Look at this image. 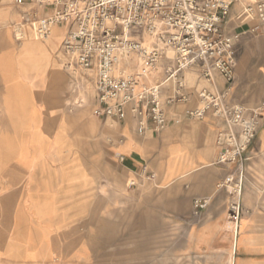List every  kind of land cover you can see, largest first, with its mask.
I'll return each mask as SVG.
<instances>
[{"label": "crops", "instance_id": "obj_1", "mask_svg": "<svg viewBox=\"0 0 264 264\" xmlns=\"http://www.w3.org/2000/svg\"><path fill=\"white\" fill-rule=\"evenodd\" d=\"M238 3L240 9L235 4L222 25L228 35H240L234 45L229 101L249 114L264 97V33L253 32L257 22L242 11L253 2ZM0 8L10 18L9 8ZM65 34V27L53 29L43 49L30 36L32 40L26 39L30 42L17 54L9 27L0 30V264H128V259L139 257V247L127 249L126 235L112 253V227L126 234L131 231L128 227L148 221L171 230L168 244L174 243L181 227L185 256L228 258L230 250L228 264H264V170L255 181L247 168L254 160L264 161V109L261 126L245 154L239 221L243 231L233 235L226 215L230 192L218 188L235 170L218 162L221 149L215 139L225 129L224 123L210 113L200 121L186 116L197 106V91L211 89L198 68L190 69L198 77L192 86L180 74L188 99L164 105L168 121L164 130L154 133L148 127L139 135L130 116L121 123L112 120L117 133H112L108 158L116 172L104 170L102 185H96L94 141L88 145L92 168L85 170L74 153L73 132L66 134L63 123L50 132L54 112L47 91L53 81L45 69ZM169 60L160 67L169 65ZM28 66L34 75L27 73ZM157 73L152 79L160 80L159 75L162 83L163 75ZM214 78L222 90V79L217 74ZM160 90L163 100L172 97L173 82L167 81ZM73 130H78L77 122ZM250 194L260 198L247 201ZM195 200L207 201L197 216ZM136 238L135 234L132 240Z\"/></svg>", "mask_w": 264, "mask_h": 264}, {"label": "built area", "instance_id": "obj_2", "mask_svg": "<svg viewBox=\"0 0 264 264\" xmlns=\"http://www.w3.org/2000/svg\"><path fill=\"white\" fill-rule=\"evenodd\" d=\"M240 1L0 0V7L9 8L13 17L9 29L17 43L28 36L45 42L53 29L65 27L60 49L75 69L90 78L95 91L92 115L120 123L130 116L139 135L148 127L154 133L167 127L164 105L188 99L180 74L198 68L211 89L197 91V106L186 116L200 121L210 113L224 123L225 129L215 139L221 149L218 162L235 165V170L218 188L229 190L226 215L237 225L242 214L245 154L261 126L264 109V97L249 114L229 101L234 45L240 35H228L222 25ZM242 11L257 22L253 32L264 33V0L248 3ZM168 52L173 54L171 63L160 67L169 60ZM158 69L162 83L151 76ZM216 74L224 83L222 90L215 83ZM167 81L174 84L173 96L163 100L160 88ZM206 206V200H195L193 214L197 216Z\"/></svg>", "mask_w": 264, "mask_h": 264}, {"label": "rangeland", "instance_id": "obj_3", "mask_svg": "<svg viewBox=\"0 0 264 264\" xmlns=\"http://www.w3.org/2000/svg\"><path fill=\"white\" fill-rule=\"evenodd\" d=\"M254 2L255 0H249ZM257 1V0H256ZM236 7L240 9L241 4H236ZM7 19H12L7 17L6 11L0 8V30L5 28L8 23L5 21ZM12 34L10 32V43L12 44L15 52L17 54L21 53L25 44V40H32L28 36L24 40V44L13 43ZM38 48L43 49L45 44L40 41L33 40ZM26 50V49H25ZM167 58L172 60L173 54L168 52ZM166 63V62H165ZM167 64V63H166ZM168 65V64H167ZM47 72L48 77L53 81L52 88L47 91V97L50 101V105L53 109V130H50L52 134L56 131L57 126L60 123L65 124V133L71 135L72 132L75 136V146L74 153L78 155L79 162L83 169L92 168L91 164V150L88 145L92 144L94 141V171H95V181L96 185H102L103 182V172L104 170L111 175L115 174L116 168L109 161L108 150L111 148V144L114 141L113 134L117 133V126L112 120H98L95 118L91 111L95 102V93L88 75L78 69H75L70 63L67 57L62 53L61 49H54L53 55L45 73ZM156 72H160L158 69ZM27 73L34 75L33 67H27ZM157 73V74H158ZM185 75V83L189 86L194 85L197 82V73L194 70L183 71ZM161 80V76H159ZM160 80L154 79V82H159ZM73 85V86H72ZM75 89L72 94L71 90ZM78 123V130L71 131V127ZM111 132V134H110ZM253 142V141H252ZM248 151V150H247ZM93 163V162H92ZM221 166L224 164H220ZM226 166V165H225ZM228 166V165H227ZM245 168V167H244ZM249 171L254 176V180H258L259 172L262 174L264 170V161H252L247 164ZM231 169H235V165L231 166ZM264 174V173H263ZM229 178V177H228ZM262 181V180H261ZM113 184V183H112ZM127 184V183H126ZM251 195V194H250ZM257 200L260 198V194H252L247 196V201L250 199ZM242 199V193H241ZM264 201V198H263ZM230 229L234 235L235 232L243 231L244 224H235L228 221ZM112 227V253L118 251L120 240L125 238L127 235L126 247L137 245L139 247V257L137 259H128V264H228L230 250L228 251V258L225 255H214L209 257L203 256H185L183 251V241L181 235V227L176 230L175 241L168 244V227L164 225H151L150 221L138 224L137 226L128 227L131 231H127L124 234L123 231H118V227ZM127 229V230H128ZM170 230V229H169ZM171 231V230H170ZM136 234V240H132V237ZM172 237V232L169 233ZM124 244V243H123ZM171 245V246H170ZM174 248V251H173ZM231 248V247H230Z\"/></svg>", "mask_w": 264, "mask_h": 264}, {"label": "bare ground", "instance_id": "obj_4", "mask_svg": "<svg viewBox=\"0 0 264 264\" xmlns=\"http://www.w3.org/2000/svg\"><path fill=\"white\" fill-rule=\"evenodd\" d=\"M170 53H171V52H170ZM155 73H156V71H154V72H151V75H153V74H155ZM223 160H224V159H223ZM223 160H222V161H223Z\"/></svg>", "mask_w": 264, "mask_h": 264}]
</instances>
